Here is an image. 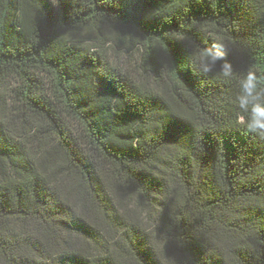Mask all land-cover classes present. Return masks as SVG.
Here are the masks:
<instances>
[{
	"label": "trees",
	"instance_id": "obj_1",
	"mask_svg": "<svg viewBox=\"0 0 264 264\" xmlns=\"http://www.w3.org/2000/svg\"><path fill=\"white\" fill-rule=\"evenodd\" d=\"M248 70L264 0H0V264H264Z\"/></svg>",
	"mask_w": 264,
	"mask_h": 264
},
{
	"label": "clouds",
	"instance_id": "obj_2",
	"mask_svg": "<svg viewBox=\"0 0 264 264\" xmlns=\"http://www.w3.org/2000/svg\"><path fill=\"white\" fill-rule=\"evenodd\" d=\"M229 50L226 43L213 39L211 45L205 48L196 58L195 74L206 76L217 70L224 80L235 76V69L228 59ZM239 94L236 104L244 114L241 123L251 133L264 137V87L260 86L257 74L248 70L239 81Z\"/></svg>",
	"mask_w": 264,
	"mask_h": 264
}]
</instances>
